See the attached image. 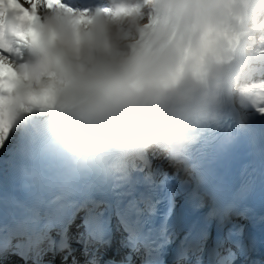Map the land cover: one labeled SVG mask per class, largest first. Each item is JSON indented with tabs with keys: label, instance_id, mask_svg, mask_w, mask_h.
<instances>
[{
	"label": "snow or ice",
	"instance_id": "1",
	"mask_svg": "<svg viewBox=\"0 0 264 264\" xmlns=\"http://www.w3.org/2000/svg\"><path fill=\"white\" fill-rule=\"evenodd\" d=\"M15 2L21 4V0ZM58 2L62 4L63 0ZM25 13L31 15L22 7L20 15ZM35 180L39 190L50 196L53 217L64 227L65 235L78 232L80 238L89 237L99 245L93 264H119L120 253L112 245L114 231L122 233L132 245L129 251L143 250L147 256L159 250L157 264H169L166 253L174 247L200 240L206 243V237H197L192 220L203 206V195L191 162L178 166L149 154L116 175L44 165ZM100 248H107L105 255H99Z\"/></svg>",
	"mask_w": 264,
	"mask_h": 264
},
{
	"label": "clouds",
	"instance_id": "2",
	"mask_svg": "<svg viewBox=\"0 0 264 264\" xmlns=\"http://www.w3.org/2000/svg\"><path fill=\"white\" fill-rule=\"evenodd\" d=\"M172 0H150V7H170ZM79 17L49 15L34 35L41 42L43 59L29 70L34 82L43 81L35 73L44 74L54 67L53 60L62 58L76 66L82 74L95 76L104 85L105 101L114 103L129 115L144 113L160 89L157 82L170 71V62L159 53L133 56L127 50L129 33L138 35L142 22L139 13L119 5L112 17L99 12L81 28ZM86 29V30H85ZM161 33L157 41H163ZM91 65L87 72L80 65Z\"/></svg>",
	"mask_w": 264,
	"mask_h": 264
},
{
	"label": "bare ground",
	"instance_id": "3",
	"mask_svg": "<svg viewBox=\"0 0 264 264\" xmlns=\"http://www.w3.org/2000/svg\"><path fill=\"white\" fill-rule=\"evenodd\" d=\"M250 1L251 0L244 1L243 7H239L237 13L238 15L236 17L234 27L232 29L233 32H236L237 27H241V23L248 20V17L250 15ZM202 2L203 0H172V4L170 7H160L157 13L158 20L155 24V32L153 38L149 41V43H147L146 46H144V44L137 45V48L133 49L132 55L136 56L137 54L144 53L150 57L152 53H157L164 47H169L170 50L168 55L170 57V60L174 61V63L177 64H185L186 62H188L190 60V57L184 56L181 53V50L185 48V45L187 44L191 36L192 20L196 15L197 10L199 9V6ZM138 6L139 4L134 5V7ZM136 13H139L140 20H145L147 22L149 15L145 16L144 13ZM86 24H88V22H83L80 27L84 28V25ZM161 33H166V36L164 37L163 41L158 42L157 37ZM238 45L240 46V49H237V51H243L244 46L241 43H239ZM85 66L86 65L83 64L80 65V67L83 69H85ZM35 77H38L39 80L43 81V84L38 85L33 80L34 84L31 85V82L27 80L25 82L26 86L30 88L32 94L36 92L35 89L37 88H41L46 85H49L48 87H50L53 85L50 82L46 81L44 76ZM55 78L57 80V77ZM101 90H104V88L85 85L79 80L75 89L76 98L80 102H87L91 100ZM40 91H42V89H40ZM50 112L57 116L60 113V110L56 106H51ZM263 127L264 124H260L256 121H253L251 122V125L247 127V132L250 135H254L255 137L261 136ZM14 136L15 133L13 131L11 134L8 135L7 139L3 138L2 140H0L3 141L2 143H0V162L3 158L7 160L10 155L9 153H13V145L15 146V143H17L14 141ZM9 150L10 152L7 153ZM4 166L6 167L7 163H5Z\"/></svg>",
	"mask_w": 264,
	"mask_h": 264
},
{
	"label": "rangeland",
	"instance_id": "4",
	"mask_svg": "<svg viewBox=\"0 0 264 264\" xmlns=\"http://www.w3.org/2000/svg\"><path fill=\"white\" fill-rule=\"evenodd\" d=\"M129 37H130V33H129Z\"/></svg>",
	"mask_w": 264,
	"mask_h": 264
}]
</instances>
